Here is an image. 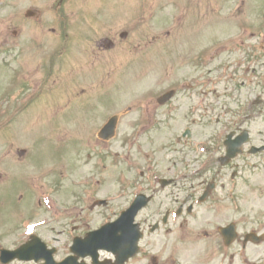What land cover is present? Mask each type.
Instances as JSON below:
<instances>
[{
  "label": "rangeland",
  "instance_id": "obj_1",
  "mask_svg": "<svg viewBox=\"0 0 264 264\" xmlns=\"http://www.w3.org/2000/svg\"><path fill=\"white\" fill-rule=\"evenodd\" d=\"M0 6V123L9 120L0 124V150L13 139L18 145L30 146L47 134L53 138L50 141L65 138L70 147L69 177H61L64 166L55 159L53 167L44 170L54 171L52 178L60 187L57 196L62 203L74 200L79 192L70 185L72 178L96 173L92 179H102L97 187L105 195L125 182L129 166L136 167L123 156L115 163L103 151L97 158H89L87 165L80 162L82 169L75 165L72 156L76 153L81 158L98 148L92 136L105 118L119 115L116 140L128 138L145 121L146 115L138 112L142 102L157 107L154 93L191 77L198 82L197 92L210 90L199 98V118L193 126L200 163L207 159V152L202 153L199 146H210L212 134H219L222 140L230 130L244 127L250 132L251 144L264 142V101L256 103L259 90L264 91V0H0ZM29 8L35 10V16H25ZM145 8H151L149 15L143 13ZM174 13L183 15L179 23L172 22ZM6 27V34L18 30L19 35L3 39ZM167 29L171 30L169 36L164 33ZM260 35L261 48L253 51L250 60V50ZM99 43L104 50L98 52ZM213 52L216 68L210 74L208 59ZM111 59L117 60L116 65H111ZM215 89L225 92L224 96H210L217 95ZM147 92L151 98L142 99ZM190 102L160 108L154 112L157 122L150 130L135 136L150 147L149 156L139 155L137 160L150 159L152 172L174 176L193 167L187 165L192 155L173 139L188 120ZM206 102L211 111L203 108ZM44 143L37 144L39 167L47 161L41 159L48 155ZM222 151L223 147L217 156ZM177 161L181 165L184 161L185 167H172ZM243 164L231 176L228 198L214 196L197 207L196 218L179 216L177 224L169 221L167 233L145 240L151 251L161 253L159 264H169L172 253L179 254V264H191L196 261L189 257L199 248L203 258L199 263L214 264L219 254L217 226L236 220L243 232L264 222V154L245 153L232 166ZM210 174L203 169L195 177H184L174 190L183 196V189L193 184L190 190L196 194ZM164 193L153 200L150 211H158L160 205L162 214L161 210L170 207ZM149 256L140 255L130 263L149 264Z\"/></svg>",
  "mask_w": 264,
  "mask_h": 264
},
{
  "label": "flooded vegetation",
  "instance_id": "obj_2",
  "mask_svg": "<svg viewBox=\"0 0 264 264\" xmlns=\"http://www.w3.org/2000/svg\"><path fill=\"white\" fill-rule=\"evenodd\" d=\"M69 154L70 148L66 145V157ZM1 155L3 158L0 160V240L4 243H6L7 237L9 241L12 237L20 241L28 240L29 235L25 231L27 225L32 223L36 225L35 234L41 237L49 247H54L55 253L59 257L66 246L65 241L68 242L67 250H69L72 240L80 235L84 228H87L86 209L81 208L79 210L78 208L67 211L63 213L62 217L50 215L42 204L43 194L38 190L37 178L32 176V172L35 171L33 168L37 167V162L34 159L25 160L16 152L10 154L6 147L3 148ZM22 164L31 166V168L28 170ZM12 171L16 175L11 181H8ZM43 193L50 195L51 188L49 185ZM52 196L57 197L56 202L60 206L70 207L71 201L64 204L54 192ZM79 203L80 201H75V205ZM39 223L42 225L40 226ZM62 241L64 247L59 243ZM65 255L66 253L63 256Z\"/></svg>",
  "mask_w": 264,
  "mask_h": 264
},
{
  "label": "snow or ice",
  "instance_id": "obj_3",
  "mask_svg": "<svg viewBox=\"0 0 264 264\" xmlns=\"http://www.w3.org/2000/svg\"><path fill=\"white\" fill-rule=\"evenodd\" d=\"M32 229H31V227H29V231H31Z\"/></svg>",
  "mask_w": 264,
  "mask_h": 264
}]
</instances>
